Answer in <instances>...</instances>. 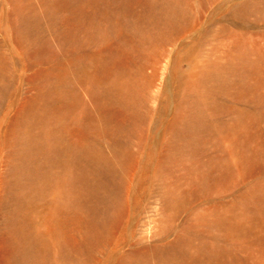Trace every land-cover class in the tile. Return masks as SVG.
<instances>
[{
	"label": "rangeland",
	"instance_id": "obj_1",
	"mask_svg": "<svg viewBox=\"0 0 264 264\" xmlns=\"http://www.w3.org/2000/svg\"><path fill=\"white\" fill-rule=\"evenodd\" d=\"M0 264H264V0H0Z\"/></svg>",
	"mask_w": 264,
	"mask_h": 264
}]
</instances>
